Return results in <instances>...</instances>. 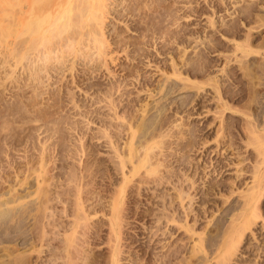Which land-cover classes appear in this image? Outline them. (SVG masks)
<instances>
[{
	"label": "rangeland",
	"instance_id": "obj_1",
	"mask_svg": "<svg viewBox=\"0 0 264 264\" xmlns=\"http://www.w3.org/2000/svg\"><path fill=\"white\" fill-rule=\"evenodd\" d=\"M0 1L3 5L16 2ZM174 4L181 17L179 27L196 30L198 41L196 38L185 44L170 43L173 47L169 52L167 48L162 49L168 40L143 37V31L136 28L140 15L127 19L122 16L121 20L113 14L106 19L110 24L106 28L110 47L105 57L89 58L93 61L84 57L74 64L76 71L71 70L74 57L63 53L68 56L67 65L63 63L61 67L59 63L58 70L50 68L49 73L42 72V80L33 85L25 79L23 68L14 65V53L13 57L6 53L10 56L5 59L8 65L0 68L3 78L0 80V264H219L227 235L234 228L233 217L243 214L242 205L254 179V167L263 158L258 153V144L259 140L264 141L261 138L264 135V0H176ZM3 7L0 6V15L7 24L13 20L12 8L8 5V10H3ZM246 7L249 14L242 9ZM15 39L9 36L12 50ZM138 40L150 43L141 44ZM238 43L246 51L252 48V53L244 55V48H236ZM82 44L79 45L82 51L89 49L90 52ZM143 51L148 57H143ZM172 58L184 72L180 78L164 67ZM54 60L53 67H57L58 60H55L57 63ZM186 61L195 62L197 68L187 70ZM39 62L43 64L42 60ZM173 79L179 81V88L165 97V86ZM144 80L149 85H143L147 83ZM160 83H166L164 91L159 88ZM154 86L158 91L154 92ZM146 87L153 88L151 92L156 97ZM111 101L119 105H111L114 104ZM127 109L134 119L129 117ZM116 110L120 116L127 111V116H122L138 126L132 124L141 134L140 145L139 138L135 139L139 154L145 152L142 141H151L150 137L156 134L154 141L159 139V143L158 146L154 143L153 148L157 146V151L152 148L155 156L150 153L158 157L153 162L158 158L160 163L164 162L159 165V172L163 171L167 177L168 169L173 175L178 171L181 182L176 179L177 175H169L170 184L166 182L167 177L161 176L166 180L159 185L158 179L153 180L163 175L161 172L155 173L156 176L143 173L137 174L139 177H134L136 180L133 178L135 181L129 185L122 184L126 189L119 191L124 177L117 171L119 158L115 150L117 144L123 150L124 141L131 135L128 134L131 125L129 128L125 125L130 124L126 118H123L126 123L121 117L118 120ZM252 122L258 125L254 123L257 129L261 127L259 131L263 129L256 135H260L259 140L253 137L255 133L251 136L253 132L249 130L253 126L247 129ZM144 128H148L147 132ZM161 142L163 148H158ZM124 146L127 150L126 143ZM220 149L222 153H218ZM114 158L118 161L116 164ZM165 162L170 165L168 168ZM188 175L196 183L191 190L194 212L186 220L176 189ZM145 177L152 184L143 182ZM120 194L119 202L120 197H116ZM164 194H167L166 200ZM115 200L120 203L119 210L114 206ZM113 206L119 215L113 212ZM162 206L171 209L165 210ZM258 206L262 216L243 234L229 264H264V196ZM168 210L170 213L165 214ZM171 211L176 213L177 220ZM113 213L120 217V221L115 217V224L120 226L112 224ZM169 215L174 222H168ZM186 225L193 226L194 231L187 230ZM67 235L70 240L74 238L71 244L68 241L70 245L66 243Z\"/></svg>",
	"mask_w": 264,
	"mask_h": 264
},
{
	"label": "bare ground",
	"instance_id": "obj_2",
	"mask_svg": "<svg viewBox=\"0 0 264 264\" xmlns=\"http://www.w3.org/2000/svg\"><path fill=\"white\" fill-rule=\"evenodd\" d=\"M4 1V0H3ZM176 0H16V2H14V3H12V2H4V5H3V2H1L0 1V6L2 5V6H4L3 7V10H4V8L6 9V10H8V5H9V7H11L12 9V13H13V15L11 14V16H12V21H9V23L10 22H12V23H10V25H9V23H7V24H5L4 23V18H3V16H1L0 15V55H2V54H4V55H6V58H4L3 56H2V58L3 59H1L0 58V68H4V66L5 65H8L7 64V60H5V59H7V56H8V54H6V53H11V57H13L12 55H13V53H14V57L16 58L15 59V66H16V68L17 67H21V69L23 68V74H25V79L27 78L28 80H30V83L32 84L33 82H35V81H37V80H42L41 79V74H42V72H46V71H48L47 73H49V71H50V68H52V69H55V68H57V70H58V68L61 66L62 67V65L61 64H63V63H67V57L70 55L71 57L73 56L74 57V61L72 62L73 63V66L71 67V70H72V68H73V70H75L74 69V64L76 63V62H78L80 59H82V58H84V57H86V58H88V60H90L89 58H94V57H98V56H104V54H105V52L107 53V47H110V46H108L109 45V40H108V37H107V31H106V28L107 27H109L110 26V24L109 23H106V19L108 18L109 19V15H113V14H116V16L119 18V17H121V20H122V16L124 17L125 16V18L126 17H128V16H135V15H140V18L139 19H137L138 20V22H137V27L136 28H138V29H140V31L144 34L143 35V37L145 38V37H147V35L150 37V36H153V37H155L154 39H156L155 41H157V39H166V40H168V43L167 42H164L163 43V47H162V49L164 48H167V50H166V52H169V49L170 48H172L173 46H171L170 45V43H180V44H185L186 42L185 41H188L189 43H190V41L192 42L193 40L192 39H196L197 38V31L196 30H193V29H190L189 28V30L186 28V27H184V28H180L179 27V25L181 26V24L179 23V19L181 18L180 16H178V15H180V14H178L177 12L178 11H176V9H177V6H176V4H174V2H175ZM125 2H127L125 5H123ZM123 5V7L122 8H118L119 6L121 7ZM247 5V4H246ZM176 7V8H175ZM250 7V6H249ZM253 7V6H252ZM163 9L165 10V12L163 11ZM181 9V8H180ZM245 12L244 13H247L248 12V14H249V12H250V10L246 7L245 9L244 8H242ZM195 9H193V11H194ZM191 11V10H190ZM180 12V11H179ZM190 16V14L188 15V17ZM3 18V19H2ZM124 18V19H125ZM134 18V17H133ZM190 18V17H189ZM6 19V18H5ZM11 19V18H10ZM127 19V18H126ZM125 19V20H126ZM133 21H135V20H133ZM158 21H159V23H158ZM161 21V22H160ZM165 21H167L168 22V24H170V25H168V24H164V22ZM126 22V21H125ZM166 23V22H165ZM182 23V22H181ZM129 26V25H128ZM179 27V28H178ZM137 29V30H138ZM118 32V31H117ZM116 32V33H117ZM151 32V33H150ZM66 33V35H65V38L63 39L62 37H63V35ZM121 33V32H120ZM141 33V34H142ZM155 34H159L158 36L157 35H155ZM109 35V34H108ZM118 35V34H117ZM9 36H14V38H16L15 40H16V42H14V43H16L15 45H14V48H13V50L9 47V45L11 44H9L8 42V40H9ZM198 36H200L199 34H198ZM60 37L63 39V40H60L59 41V39H60ZM250 37V36H249ZM125 38V37H124ZM143 38V39H144ZM119 39V38H118ZM150 39V38H149ZM57 40V41H56ZM65 40V42H61V41H64ZM124 40V39H123ZM142 40V39H141ZM163 40V41H164ZM165 40V41H166ZM116 41V40H115ZM122 41V40H121ZM140 40H138V42H139ZM154 41V42H155ZM196 41H198V38H197V40ZM127 42V41H126ZM185 42V43H184ZM194 42V41H193ZM13 43V44H14ZM83 43V44H82ZM84 43H85V45H84ZM112 43V42H111ZM110 43V44H111ZM116 43H118V42H116ZM139 43H141V44H143V43H145V40L144 41H140ZM150 43V42H149ZM148 43V40L146 41V43L145 44H149ZM84 45V46H86L85 48H87V47H89L91 50H90V52H89V49H84V51L85 52H89V53H85V52H83L82 51V48H81V46H79V45ZM87 44V45H86ZM131 44H133V43H131ZM130 44V45H131ZM113 45V44H112ZM111 45V46H112ZM118 45V44H117ZM135 45V44H134ZM236 45H238V47L236 46V48H238V50H240V49H243L245 46H243V44H240V43H238V44H236ZM5 46V47H4ZM124 46H125V44H124ZM124 46H123V48H124ZM129 46V45H128ZM137 47H138V44L136 45ZM183 46H185V45H183ZM7 47H9L7 50L5 49V48H7ZM65 47V48H64ZM83 47V46H82ZM182 47V46H181ZM241 47V48H240ZM248 47H250V46H248ZM42 48V49H41ZM184 48V47H183ZM182 48V49H183ZM235 48V49H236ZM240 48V49H239ZM126 49V48H125ZM125 49H124V51H125ZM127 49H128V47H127ZM138 49H139V47H138ZM245 49V48H244ZM243 49V50H244ZM247 49H249V48H247ZM140 50H144L145 52H147L146 51V49L145 48H142V49H140ZM160 50V49H159ZM171 50V49H170ZM185 50V49H184ZM252 48H250V50H247L246 51V49L244 50L245 52H244V55H248V54H251L252 53ZM4 51H5V53H4ZM10 51V52H9ZM65 51V52H64ZM127 51V50H126ZM143 51V52H144ZM160 51H162V50H160ZM159 51V52H160ZM254 51V50H253ZM83 52V53H82ZM111 52V51H110ZM141 52V51H140ZM140 52H138L139 54H140ZM142 53V55H143V57H144V55L145 56H147V53ZM149 52V51H148ZM171 52V51H170ZM241 52H242V50H241ZM249 52V53H248ZM251 52V53H250ZM63 53H68L67 55V57H66V55L65 54H63ZM243 53V52H242ZM245 53H247V54H245ZM61 54H63V55H65V57L63 56V55H61ZM138 54V55H139ZM10 55V54H9ZM98 55V56H97ZM106 55V54H105ZM141 55V56H142ZM69 56V57H70ZM8 57H10V56H8ZM70 57V58H71ZM105 57V56H104ZM148 57V56H147ZM153 57V56H152ZM38 58H39V60L41 61H43V64L42 63H38ZM136 58V57H135ZM10 58H8V60H9ZM12 59V58H11ZM11 59H10V61H11ZM27 59L29 60L28 62H30L31 64H29L28 62H27ZM57 61L58 60V65L56 64L57 62L55 61V60ZM67 59V60H66ZM97 58H95L94 60H96ZM102 59H104V58H102ZM106 59H107V57H106ZM151 59V58H150ZM38 60V61H37ZM53 60L56 62H54L55 64H56V66L57 67H53ZM65 60V61H64ZM83 60H86V59H83ZM82 60V61H83ZM92 60V59H91ZM90 60V61H91ZM143 60V59H142ZM191 60V59H190ZM7 61V62H6ZM9 61V62H10ZM64 61V62H63ZM72 61V60H71ZM89 61V62H90ZM93 61V60H92ZM168 61V60H167ZM68 62H69V60H68ZM139 62H141V61H139ZM149 62V61H148ZM6 63V64H5ZM11 63V62H10ZM9 63V64H10ZM59 63H60V66H59ZM83 63V62H82ZM88 63V62H87ZM91 63V62H90ZM95 63V62H94ZM189 63V64H188ZM188 63H187V61H186V64H185V66H187V70L188 69H190V71L191 70H195V68H197V67H195V62H189L188 61ZM205 63V62H204ZM12 64V63H11ZM85 64V63H84ZM101 64V63H100ZM139 64V63H138ZM147 64V63H146ZM167 64V63H166ZM206 64V63H205ZM64 65V64H63ZM67 65V64H66ZM65 65V66H66ZM86 65V64H85ZM197 65V64H196ZM9 66H11V65H9ZM55 66V65H54ZM70 66H71V64H70ZM137 67H139V66H137ZM164 67H168V68H170L171 70H173V76H175L176 78L177 77H179L180 78V76L184 73V72H181V67H178V64H177V62L172 58V61H171V63L169 64H167L166 66L164 65ZM11 68V67H10ZM160 68V67H159ZM140 69V68H139ZM15 71H16V69H14ZM224 70V69H223ZM56 71V70H55ZM60 71V70H59ZM76 71V70H75ZM11 72V71H10ZM143 72V71H142ZM141 72V73H142ZM188 72V71H187ZM14 73V72H13ZM76 73V72H75ZM139 73V72H138ZM9 74V73H8ZM45 74V73H44ZM44 74H43V76H44ZM140 74V73H139ZM143 74V73H142ZM7 75V74H6ZM11 76H13L12 75V73H11ZM18 76V75H17ZM43 76H42V78H43ZM47 76V75H46ZM78 76V75H77ZM14 77V76H13ZM114 77V76H113ZM142 77H143V75H142ZM141 77V78H142ZM1 76H0V80H1ZM45 78V77H44ZM137 78V77H136ZM139 78V77H138ZM150 78V77H149ZM168 78H170V76H168ZM178 78V79H179ZM13 79V78H12ZM14 79H16V77L14 78ZM21 79H23L24 80V78H21ZM75 79H76V77H75ZM129 79V78H128ZM181 79H183V80H186V82L187 81H190L189 80V78H183V77H181ZM2 80H3V78H2ZM17 80H18V77H17ZM20 80V79H19ZM77 80V79H76ZM141 80H143V79H141ZM148 80V79H147ZM16 81V80H15ZM21 81V80H20ZM27 81V80H26ZM123 81V80H122ZM144 81H146V80H144ZM216 81V80H215ZM45 82V81H44ZM77 82V81H76ZM118 82V81H117ZM147 82V81H146ZM149 82H150V79H149ZM179 82V81H178ZM177 82V80H175V79H173V81L172 82H170V84H168L167 86H165L166 85V83L165 84H161V85H158L159 86V88H162V90L164 89V87L163 86H165V87H167V91H166V93L164 94L165 95V97H166V95L167 94H171V93H173V92H176L177 90H178V88H179V85H180V83H178ZM18 83H19V81H18ZM20 83H22V82H20ZM23 83H25V82H23ZM27 84H28V82H27ZM26 84V85H27ZM41 84H42V81H41ZM119 84V83H118ZM121 84H122V82H121ZM143 84V83H142ZM145 84H148V82L147 83H144L143 85H145ZM33 85H34V83H33ZM37 85V84H36ZM36 85L34 86V88L36 87ZM123 85V84H122ZM141 85V84H140ZM149 85V84H148ZM147 85V86H148ZM157 85V84H156ZM187 85V84H186ZM32 86V85H31ZM92 86V85H91ZM113 86V85H112ZM146 86V85H145ZM33 87V86H32ZM116 87H118L117 85H116ZM155 87V86H154ZM157 87V86H156ZM154 88V92L157 90V88ZM21 88V87H20ZM23 88V87H22ZM37 88H39V87H37ZM91 88V87H90ZM119 88H121V87H119ZM143 88V87H142ZM142 88H140L141 90H142ZM149 87H146V89L147 90H149L148 89ZM36 89V88H35ZM114 89H115V87H114ZM140 89H137V91H139ZM144 89V88H143ZM145 89V90H146ZM151 90H153V88H150ZM71 90V89H70ZM146 90V91H147ZM151 90H149L150 91V93H152L153 95L155 94V93H153V92H151ZM118 91H119V89H118ZM121 91V90H120ZM143 92H144V90H142ZM158 91V90H157ZM160 91L161 90H159V92L158 93H156V94H159L160 93ZM164 91V90H163ZM22 92H24V91H22ZM112 92V91H111ZM122 93V92H121ZM132 93V92H131ZM130 93V94H131ZM139 93V92H138ZM146 93V92H145ZM20 94V93H19ZM76 94V93H75ZM109 94V93H108ZM129 94V93H128ZM130 94L128 95V96H130ZM135 95H136V93H134ZM140 94H141V91H140ZM152 94H149V95H151V97L153 96ZM23 95V94H22ZM99 95V94H98ZM112 95H113V93H112ZM115 95V94H114ZM135 95H134V98H135ZM123 96V95H122ZM137 96V95H136ZM138 96H139V94H138ZM155 96V95H154ZM114 97V96H113ZM150 97V96H149ZM156 97V96H155ZM109 98V95H108V97H107V99ZM117 98V97H116ZM140 98V97H139ZM138 98V101H141V99H139ZM110 99V98H109ZM148 99V98H147ZM150 99V98H149ZM153 99H157V98H153ZM116 100V99H115ZM115 100H113V101H115ZM120 100V99H119ZM127 100V99H126ZM129 100V99H128ZM127 100V101H128ZM136 100V99H135ZM120 101H122V99L120 100ZM119 101V102H120ZM134 101V100H133ZM146 101V100H145ZM104 102V101H103ZM112 102V101H111ZM112 103H114V102H112ZM127 103V102H126ZM129 103H130V101H129ZM128 103V104H129ZM74 104V103H73ZM108 104V103H107ZM110 104V103H109ZM122 104V103H121ZM137 104V103H136ZM147 104V103H146ZM111 105H119V104H111ZM124 105V104H123ZM75 106V105H74ZM110 106V105H109ZM126 107H127V105H125ZM132 106V105H131ZM116 106H114V108H115ZM118 107V106H117ZM120 107V106H119ZM118 107V108H119ZM128 107H129V105H128ZM144 108V107H143ZM142 108V109H143ZM3 109V108H2ZM124 109V108H123ZM132 108L130 107V110H131ZM115 110V109H114ZM113 110V111H114ZM120 110V109H119ZM126 110V109H125ZM128 110V109H127ZM129 111V110H128ZM143 111V110H142ZM6 112V111H5ZM127 112V111H126ZM126 112H124L123 114H125L126 116H127V114L128 113H126ZM117 114V110H116V112H115V115ZM119 114V113H118ZM116 115V117H118L117 119L119 120L120 119V117H121V121H124V119L123 118H126L125 120H127V117H124V116H122L123 114H121V112H120V114H121V116L120 115ZM114 115V116H115ZM132 114L130 113V111H129V117L131 116ZM112 117V116H111ZM129 117H128V119H129ZM132 117V116H131ZM133 118V117H132ZM134 119V118H133ZM116 120V119H115ZM129 120H131V118L129 119ZM136 120V119H135ZM119 122V121H118ZM126 122H128V120L126 121ZM125 121H124V123H126ZM142 123L143 121H139V123ZM169 122V121H168ZM115 123V122H114ZM120 123V122H119ZM123 123V122H122ZM121 123V127H124V125ZM128 123H130V121L128 122ZM138 123V122H137ZM140 123V124H141ZM146 123V122H145ZM144 123V124H145ZM253 123V122H252ZM255 123V122H254ZM253 123V124H254ZM111 124V123H110ZM135 125V127L137 128L138 126H136V124H135V122H131L129 125L126 123L125 125L126 126H128V128H129V126H130V129H128V132H129V130H131L130 131V133H128V132H126V133H128V134H131V135H128L130 138H128L129 140H125L124 141V145H125V143H126V149L127 150H125V146L123 145V150H125V151H123L122 150V147H120L117 143V149H116V145H115V147H114V145L112 146L111 145V147H114V150H115V152L117 153V157L119 158V162L118 161H116V159H115V164H116V162H118L117 164L119 165H117L118 167H119V169H117V171H121L122 173H123V177H124V179L122 180V183H120V185H119V187H118V189L120 188V190L119 191H122V190H124L125 191V189H126V186H124V185H122V184H130V183H132L133 181H135L136 179L134 178V177H139L141 174H146V175H151L152 176V174H153V176L155 175V173L156 174H160V172H161V170H160V172H159V165L160 164H164V162L163 163H160L158 160H159V158H158V160H155L156 162H153L154 160H153V158H157V157H154L155 156V152H154V150H152V148H153V146H154V143H157V146H158V143H159V139H156L155 141H154V135H156L154 132V135L153 136H151V135H149V136H151L150 138L151 139H149V140H151V141H148V140H146L145 138V136H144V138L143 139H145L146 140V142H143L142 141V145L141 146H143L144 148V150H145V152L142 154V152H141V154H139L140 152V148L139 147H136L135 146V139L137 138V140H138V138H139V141L137 142L139 145H140V141H141V137H139V136H141V134H139V130L138 129H136V131H135V129L133 128V125ZM139 124V125H140ZM147 124V123H146ZM247 125L246 127H247V129L249 128H251L252 126V130H249V131H252L251 133L249 132V131H247V132H249L250 134H251V136L252 135H254V133H255V135L253 136V137H258V136H260V135H258V136H256L259 132H261V131H259L260 129H261V127L259 128V129H257L258 127V125L256 126L255 124V126L254 125ZM123 125V126H122ZM138 125V124H137ZM143 125V124H142ZM260 125V124H259ZM114 126H116V125H114ZM120 126L118 127V126H116V128L118 127L119 129H120ZM125 126V127H126ZM144 126H146V125H144ZM152 126H153V124H152ZM162 126V125H161ZM230 126V125H229ZM141 127V126H140ZM118 128H117V130H118ZM162 128V127H161ZM113 129V128H112ZM115 129V128H114ZM123 129V131H126L127 130V128H121V130ZM139 129H141V128H139ZM146 129V132H147V129L148 128H144L143 130H145ZM153 129V128H152ZM183 129V128H182ZM121 130H119V131H117V132H119V133H121L122 131ZM138 130V131H137ZM166 131V130H165ZM116 132V131H115ZM142 132V131H141ZM144 132V131H143ZM164 132V131H163ZM118 133V136L120 135ZM136 133H138L139 135H137ZM162 133V132H161ZM145 134V133H144ZM143 134V135H144ZM148 134H149V132H148ZM160 134V133H159ZM126 135V134H125ZM136 135H137V137H136ZM142 135V136H143ZM112 136V135H111ZM122 135H120V137H121ZM182 136V135H181ZM264 136V135H263ZM262 135H261V138H263L264 139V137H263ZM120 137H119V139H120ZM180 137V136H179ZM249 137V136H248ZM252 137V138H253ZM114 138H115V135H114ZM260 138V139H261ZM117 139V141L119 140L118 138H116ZM122 139V138H121ZM142 139V140H143ZM148 139V138H147ZM182 139V138H181ZM251 139V138H250ZM124 140V139H123ZM144 140V141H145ZM157 140H158V142H157ZM194 140V139H193ZM251 140H253V139H251ZM258 140H259V137H258ZM160 141H162L163 142V140H160ZM257 140L255 139V142H256ZM261 141H263L262 139H261ZM260 140H259V143L260 144H258V145H260V148H259V150H260V152L258 151V153L260 154V156L262 157L263 156V158H262V160L260 161H258V163L255 165V167L254 168H256L254 171H253V176H254V179H253V181H252V184H251V186H249L248 187V190H247V193L245 194V203H244V205H242V206H244V211H243V208H242V215H239V217H238V215L236 216L235 215V218L233 217V225H234V228L231 230V228H230V230H231V232H230V234H228V235H230V236H228L227 235V239L225 240V246H226V249H225V251H224V253L221 255V258H220V261H219V264H229V262H230V260L232 259V256L237 252V247H238V245L241 243V238H242V236H243V234H245V232L247 231V230H249L251 227H252V224L256 221V219H258V218H260L262 215H261V211H260V208H259V206H258V203L261 201V199H262V197L264 196V167H262L260 164H264V147L262 146L261 147V144H262V142H261ZM116 142V141H115ZM162 142L159 144V147L158 148H163V147H160V146H162ZM189 142V141H188ZM254 142V141H253ZM258 142V141H257ZM264 142V141H263ZM114 143V142H113ZM164 143V142H163ZM221 143V142H220ZM153 144V145H152ZM169 144V143H168ZM256 144V143H255ZM254 144V147L257 145H255ZM137 145V144H136ZM156 145V144H155ZM262 145H264V143L262 144ZM140 146V147H141ZM157 146H156V148H157ZM171 146V145H170ZM219 146V145H218ZM222 146V145H221ZM121 148V149H120ZM156 148H153V149H155L156 150ZM257 148V147H256ZM141 150V151H144V150ZM169 149V148H168ZM221 149H222V147H221ZM221 149L218 151V153L220 152V153H222V151H221ZM171 150H172V148H171ZM208 150V149H207ZM206 150V151H207ZM153 152V154H154V156L150 153V152ZM157 151V150H156ZM162 151V150H161ZM161 151H160V153H161ZM173 151V150H172ZM159 152V151H158ZM157 152V153H158ZM170 152V151H169ZM212 152V151H211ZM156 153V154H157ZM171 153V152H170ZM162 155H163V152L161 153ZM183 154V153H182ZM258 154V155H259ZM114 155V154H113ZM116 155V154H115ZM158 155V154H157ZM160 157H161V155H159ZM165 156V155H164ZM177 156V155H176ZM115 157V156H114ZM116 157V158H117ZM259 157V156H258ZM117 158V159H118ZM167 159V158H166ZM165 159V160H166ZM257 160V159H256ZM160 161L162 162V160L160 159ZM181 161V160H180ZM220 161V160H219ZM130 163V165H128ZM132 163V164H131ZM166 163H168V162H165V165H166ZM181 163V162H180ZM187 163H188V161H187ZM221 163V162H220ZM215 164V163H214ZM116 166V167H117ZM128 166H130L131 168H129V169H127V170H129V171H127V170H125L126 169V167H128ZM163 166V165H162ZM168 166H170V165H166V167L168 168ZM45 167V166H44ZM117 167V168H118ZM142 167H145V168H143L144 170H146V173H145V171L144 172H141L142 170H141V168ZM161 167V166H160ZM214 167H215V165H214ZM217 167V166H216ZM180 168V167H179ZM197 168V167H196ZM263 168V170H261V169ZM214 169H216V168H214ZM171 169H168V171L170 172V174H169V172H167V170H166V172L168 173V177H169V175L171 176H176L177 178V180H178V178H179V180H180V182L182 181V179H180V176H181V174H179L180 176H178V174H177V172L178 171H174L173 173H175L174 175L173 174H171V171H170ZM240 170V169H239ZM173 171V170H172ZM240 173V172H239ZM139 176H138V175ZM161 174H163V175H160L159 176V178H156L155 177V180H153V181H157L156 179H158L159 180V182H158V184L159 183H161L162 181H163V179H165V178H161V176H165V177H167V175H166V173L164 174L163 173V171L161 172ZM38 175V174H37ZM137 175V176H136ZM184 175H185V173H184ZM183 175V176H184ZM187 175V174H186ZM143 176V175H142ZM141 176V177H142ZM151 176H148L149 177V179H150V177ZM156 176V175H155ZM171 176V177H172ZM144 177V176H143ZM147 177V178H148ZM158 177V176H157ZM167 177V179H168V181H166V182H168L169 184L171 183L170 181H169V178ZM133 178L135 179V180H133ZM152 178H154V177H152ZM184 178V177H183ZM253 178V177H252ZM143 179V182H144V180L146 181V177L145 178H142ZM149 179H147V180H149ZM193 179H194V177H189V175L185 178V179H183V182L182 183H180V185H182L181 187H180V185H178L179 186V188H178V186H177V184H175L177 187H175L174 186V188L176 189V188H178V189H176V191H178L179 193H177L176 192V194L178 195V198H179V200H180V204L184 207V208H182L181 210H183V213L185 214V218H186V220H187V218H189V216H190V213L192 214V212L191 211H193L192 209L193 208H191L192 207V200L194 199V197H193V195H192V189L195 187V181H193ZM133 180V181H132ZM166 180V179H165ZM171 180V179H170ZM132 181V182H131ZM151 180H149V182L148 181H146V182H148V183H150V184H152L151 182H150ZM145 182V183H146ZM164 182V184H165V181H163ZM179 182V181H178ZM46 183V182H45ZM167 183V184H168ZM187 185H186V184ZM155 184H156V182H155ZM158 184H156V186L158 185ZM185 184V185H184ZM217 184V183H216ZM242 184V183H241ZM122 185V187H120ZM160 185V184H159ZM158 185V186H159ZM218 186H219V184H218ZM141 187V186H140ZM151 187V186H150ZM214 187H215V185H214ZM122 188V189H121ZM125 188V189H124ZM127 188H128V186H127ZM171 188V187H170ZM210 188V187H209ZM215 189V188H214ZM40 191V190H39ZM118 191V190H117ZM116 192L118 195H119V193L120 192ZM123 191V192H124ZM123 192H121V193H123ZM209 192V191H208ZM207 192V193H208ZM211 192V191H210ZM215 192V191H214ZM243 192V191H242ZM44 193V192H43ZM170 193V192H169ZM206 193V192H205ZM148 196V195H147ZM174 196V195H173ZM118 197H120L119 198V202H120V199H121V194H120V196H117L116 197V199L118 198ZM162 197V196H161ZM165 197H166V199H167V194H166V196H165V194H164V199H165ZM203 197V196H202ZM155 198V197H154ZM157 198H158V196H157ZM170 198V197H169ZM10 199V198H9ZM14 199V198H13ZM12 199V200H13ZM165 199V200H166ZM11 200V201H12ZM16 200H18V198H16ZM188 200V201H187ZM15 201V200H14ZM13 201V202H14ZM187 201V202H186ZM3 202V201H2ZM7 202H10V200L9 201H7ZM7 202H5V204L7 203ZM15 202H17V201H15ZM171 202H174L173 201V199H172V201ZM186 202V203H185ZM177 203V202H176ZM119 204V205H118ZM179 204V205H180ZM3 205H4V202H3ZM47 205V207H48V204H46ZM79 205V204H78ZM165 205V204H164ZM114 206L115 207H117V206H120V203H117V200H115L114 201ZM113 206V210H115V211H113V212H115L116 213V215H119V213L116 211L117 209L119 210V208L117 207V209L115 208ZM177 206V205H176ZM163 207V206H162ZM164 207H168V206H164ZM163 207V208H164ZM170 207V206H169ZM172 207H174L175 208V206H173L172 205ZM181 207V206H180ZM79 208V207H78ZM165 210H167V209H171V208H164ZM178 209H179V207H178ZM181 210H179V211H181ZM240 210V209H239ZM157 211V210H156ZM170 210H168V212L167 213H165V214H169L170 212H169ZM173 212L175 211L174 209L172 210ZM171 211V215H174L175 217H173L174 219L176 218V220H177V218H178V216L177 215H175L176 213H177V210L175 211L176 213L175 214H173V212ZM81 212V211H80ZM120 212V211H119ZM158 212V211H157ZM194 212V211H193ZM153 213H155V212H153ZM4 214V213H3ZM178 214V213H177ZM181 214V213H180ZM6 215H7V213H6ZM114 213H113V219L115 218V217H117L118 219H117V221H120L119 219H120V217H118V216H116ZM163 215V214H162ZM179 215V214H178ZM157 216V215H156ZM179 216H181V215H179ZM184 216V215H183ZM182 216V217H183ZM162 217V216H161ZM166 217V216H165ZM165 217H164V219H165ZM195 217V216H194ZM158 218H160V217H158ZM158 218H156V219H158ZM169 218V220L170 221H168V222H171L172 221V216H167V219ZM196 218V217H195ZM122 219V218H121ZM155 219V220H156ZM173 219V220H174ZM77 220V219H76ZM116 220V218L114 219V221L112 220V224H113V222H114V224H115V221ZM185 220V221H186ZM159 221H161V218H160V220ZM167 222V223H168ZM172 222H174V221H172ZM176 222V221H175ZM73 223H75V222H73ZM117 224H119V223H117ZM117 224H115V227H116V225ZM195 223H193V225H194ZM76 225V224H75ZM229 225V224H228ZM112 226V225H111ZM119 226H120V224H119ZM119 226H117L118 228H119ZM186 227H188L187 228V230H189V231H194L193 230V226H187L186 225ZM228 227V226H227ZM76 228V227H75ZM121 228V227H120ZM112 229H114L113 227H112ZM204 229V228H203ZM116 230H118V229H116ZM156 231H158V230H156ZM218 232V231H217ZM78 233V232H77ZM154 233V232H153ZM157 233V232H156ZM164 233V232H163ZM226 233H228V232H226ZM247 233V232H246ZM72 236H71V238L72 237H74L73 235L74 234H71ZM66 237V236H65ZM70 238V236H68L67 235V239H66V243L68 244V245H70L73 241L72 240H74V238L72 239V240H70L69 238ZM119 237H121V236H119ZM69 239V240H68ZM78 239V238H77ZM203 239V238H202ZM114 240V239H113ZM196 240V239H195ZM70 242V244H69V242ZM72 241V242H71ZM67 244H66V246H67ZM64 245V244H63ZM67 249V248H66ZM65 249V250H66ZM79 250V249H78ZM223 250H224V248H223ZM221 251V250H220ZM117 252V251H116ZM80 253V252H79ZM179 253V252H178ZM66 254V253H65ZM198 254V253H197ZM74 255V254H73ZM67 257V256H66ZM164 259H165V257H164ZM196 259V258H195ZM67 260V259H66ZM162 260V259H161ZM73 261V260H72ZM168 261V260H167ZM67 264V263H66ZM168 264V263H167Z\"/></svg>",
	"mask_w": 264,
	"mask_h": 264
}]
</instances>
